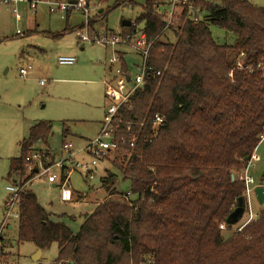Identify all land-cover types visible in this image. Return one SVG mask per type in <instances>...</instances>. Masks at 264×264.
Segmentation results:
<instances>
[{"label":"trees","instance_id":"obj_1","mask_svg":"<svg viewBox=\"0 0 264 264\" xmlns=\"http://www.w3.org/2000/svg\"><path fill=\"white\" fill-rule=\"evenodd\" d=\"M160 2L146 0L135 20L148 40L164 27ZM194 6L204 19L194 22L185 11L172 28L174 41L153 44L149 65L160 75L146 78L119 110L130 134L105 162L128 183L130 197L114 187L116 178L107 168L106 199L84 215L76 233L53 219L26 190L36 175L32 155L39 153L42 164L50 158L51 125L39 122L8 166L7 181L22 188L18 243L42 252L55 245L54 264H264V210L223 237L245 197L239 176L264 134V8L248 0H194ZM210 26L233 35V43L218 44ZM121 30L124 35L133 27ZM155 115L163 123L152 131ZM68 134L64 126L62 144ZM130 135L138 138L133 150L127 147ZM38 143L44 153L34 149Z\"/></svg>","mask_w":264,"mask_h":264},{"label":"rangeland","instance_id":"obj_2","mask_svg":"<svg viewBox=\"0 0 264 264\" xmlns=\"http://www.w3.org/2000/svg\"><path fill=\"white\" fill-rule=\"evenodd\" d=\"M248 1L264 8V0ZM145 2H88L90 22L86 31L85 17L81 11L61 13L38 4L34 13L27 9L26 4H18L16 20L9 7L0 6V229L4 223V203L8 197L6 187L10 184L7 181L9 161L19 156L18 144L28 137L31 126L39 122L51 125L47 140L50 158L44 164L34 162L38 170L52 167L56 160L63 157L61 132L64 126L69 130L65 141L73 146L75 158L89 160L80 150L97 135L99 123L109 105L104 94V64L114 55V47L81 43L77 33L87 32L91 39L120 33L122 22L130 21L131 27L137 23L135 20L141 15ZM136 27L139 29L141 26ZM210 32L220 45H229L234 41L233 35L218 28L210 26ZM124 52L127 60H136L130 49H124ZM59 57H73L75 63L72 66H61L57 63ZM27 66H31V72L20 76L19 69ZM34 149L43 153L46 150L40 143ZM263 154L264 141L259 143L255 151L257 160L248 170V176L254 181L251 185L253 190L259 186L264 188ZM97 168L91 183L85 182L79 172L71 173L69 189L86 195L84 200L78 202H60V180L55 182L56 188H52L45 176H39L41 170L27 183L26 190L36 195L38 203L54 215L53 219L59 218L76 233L84 215L95 203L106 199L102 179L107 168L116 178L115 188L127 192L129 187L108 163L100 162ZM50 173L60 177L57 168H52ZM247 198L246 211L238 223L223 230L224 238H228L238 227L251 222L249 213L253 214L255 220L258 212L264 210V203L259 205L256 202L253 191ZM81 202L87 203L89 210ZM13 216L14 211L0 231V264H54L57 251L55 245L41 252L38 262L33 261L38 250L30 243L17 242Z\"/></svg>","mask_w":264,"mask_h":264},{"label":"built area","instance_id":"obj_3","mask_svg":"<svg viewBox=\"0 0 264 264\" xmlns=\"http://www.w3.org/2000/svg\"><path fill=\"white\" fill-rule=\"evenodd\" d=\"M160 3L161 5H159L157 13L160 15L164 27L155 39L148 40L142 29H137L136 24H133V30L129 33L124 35L117 33L113 36L100 39H91L87 35V32L77 33L81 43H95L114 47V55L104 64V94L109 105L104 112L103 119L100 123V130L97 135L93 140L88 141L80 150L81 153L88 156L89 160L76 159V153L73 151V146L71 143L65 141L61 148L64 154L62 155L63 157H61L60 160H56L52 167L50 166L43 169L39 168V170H41L39 176H45L47 183L53 184L58 179L60 180L59 199L62 203H72L73 201L78 202V200H84L86 198L84 193H74L69 189V178L73 171L79 172L82 174L81 177L85 182L91 183L95 179L98 163L105 162L107 158H113L119 149V145L125 144L126 141L123 136L125 134H130V125H124L119 110L126 105L131 97L143 86L146 78L151 74L156 76L160 75L159 72L154 71L149 65L150 52L153 44L157 41H174L175 36L172 28L176 27L185 11L187 18L194 22H199L204 19L201 10L194 6V0H161ZM18 4H26L27 9L34 13L36 12L38 4H44L48 6V9H55L61 13L81 11L85 17V31L88 28L89 8L83 1L78 3H68L61 0H0V6L9 7L16 20H18V17L16 16ZM127 48L133 52L136 60L133 59L130 61L125 58L126 53L124 52V49ZM57 63L61 66H72L75 63V59L73 57H59ZM30 71L31 66H27L26 68H21L19 74L20 76H25L28 75ZM41 84L42 82H40V85ZM162 123V116L155 115L152 119L151 130H157ZM137 140L138 138L136 136L130 135L127 141L128 149L133 150L136 146ZM260 141H264V134L261 135ZM255 151L252 153L246 167L239 176V179L243 181L245 186L244 198L246 204L248 203V195L253 191L251 185H253L254 181L252 177L248 176V170L254 166V162L257 160ZM32 159L35 162H41V155L36 152L32 155ZM52 168H57L59 170V178L50 173ZM39 170L38 168L36 169V174H38ZM21 190L22 188L12 184H9L6 187L8 197L4 203V223L2 224L0 231L4 228L6 221L10 219V213L13 211L14 220H18L17 201ZM125 197H130L128 191L125 192ZM249 216L251 217L250 220H253V214L249 213ZM145 264H152L151 260H148Z\"/></svg>","mask_w":264,"mask_h":264},{"label":"water","instance_id":"obj_4","mask_svg":"<svg viewBox=\"0 0 264 264\" xmlns=\"http://www.w3.org/2000/svg\"><path fill=\"white\" fill-rule=\"evenodd\" d=\"M130 25H131V22L130 21H124L121 24V26L122 27H125V28L130 27ZM231 179L233 180L234 177L231 176ZM253 194L255 196L256 202L259 205H262L264 203V188L263 187H260V186L254 188ZM244 201H245L244 198H240L238 200L237 207L234 209V211L231 213V215L229 216V218L227 220V223L229 225H234V224L238 223L239 220L241 219L242 215L245 212ZM41 252H42L41 250H38L37 251V255L33 257V261L34 262H38V259L40 258V255H41Z\"/></svg>","mask_w":264,"mask_h":264},{"label":"crops","instance_id":"obj_5","mask_svg":"<svg viewBox=\"0 0 264 264\" xmlns=\"http://www.w3.org/2000/svg\"><path fill=\"white\" fill-rule=\"evenodd\" d=\"M118 49H120V48H118ZM20 69H21V68H20ZM20 69H19V70H20ZM31 70H32V68H31ZM30 72H31V71H30ZM99 126H100V123H99ZM54 184H55V183L51 184V187H52V188H56V186H55ZM74 193H77V192H74ZM78 194H79V193H78ZM72 203H74V202H72ZM80 204H82V205H84V206H86V207L88 208V206H87L88 204H87V203L85 204V202H81ZM8 229H9V226H8Z\"/></svg>","mask_w":264,"mask_h":264}]
</instances>
